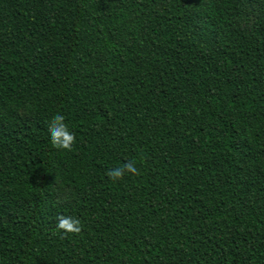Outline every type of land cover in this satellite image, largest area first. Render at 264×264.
Here are the masks:
<instances>
[{
	"label": "trees",
	"instance_id": "16d2710c",
	"mask_svg": "<svg viewBox=\"0 0 264 264\" xmlns=\"http://www.w3.org/2000/svg\"><path fill=\"white\" fill-rule=\"evenodd\" d=\"M0 264H264V0H0Z\"/></svg>",
	"mask_w": 264,
	"mask_h": 264
},
{
	"label": "clouds",
	"instance_id": "9594fccd",
	"mask_svg": "<svg viewBox=\"0 0 264 264\" xmlns=\"http://www.w3.org/2000/svg\"><path fill=\"white\" fill-rule=\"evenodd\" d=\"M47 132L50 137L51 145L54 149L61 152H72L76 144V136L69 129L62 114H56L47 125ZM140 175L135 160H128L122 164L111 167L106 172V176L113 183H117L125 178V176L135 177ZM82 231V223L80 219L59 215L56 217V232L60 234V238L64 239L68 236L79 235Z\"/></svg>",
	"mask_w": 264,
	"mask_h": 264
},
{
	"label": "rangeland",
	"instance_id": "374dc122",
	"mask_svg": "<svg viewBox=\"0 0 264 264\" xmlns=\"http://www.w3.org/2000/svg\"><path fill=\"white\" fill-rule=\"evenodd\" d=\"M59 189H60V194H65V189L64 188L59 187Z\"/></svg>",
	"mask_w": 264,
	"mask_h": 264
}]
</instances>
